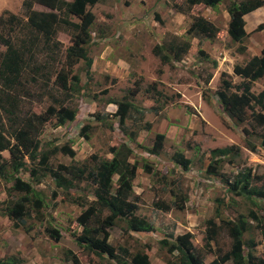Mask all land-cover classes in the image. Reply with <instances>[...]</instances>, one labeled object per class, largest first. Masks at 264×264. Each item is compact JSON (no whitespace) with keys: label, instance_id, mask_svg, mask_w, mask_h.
Segmentation results:
<instances>
[{"label":"rangeland","instance_id":"rangeland-1","mask_svg":"<svg viewBox=\"0 0 264 264\" xmlns=\"http://www.w3.org/2000/svg\"><path fill=\"white\" fill-rule=\"evenodd\" d=\"M183 1L102 0L90 7L95 16L90 27L92 39L87 46L88 55L92 58L91 74L86 75L82 60L73 67V73L79 74L80 84L84 86L80 93L73 96L77 105L76 118L62 126H56L54 120L48 123L40 136L41 150L68 145L73 149L76 161L91 165V155L110 158L112 155L108 153V148L111 145L126 142L132 148L130 161L137 167L133 180V196L137 197L138 204L136 214L144 217L152 225V230L125 233L124 222H120L110 230L109 241L115 246H128L131 252L148 245L145 251L150 264H166L161 259L164 252L158 250L159 239L171 233L178 235L187 231L193 235L192 243L196 251L204 256L205 262H209L215 252H208L205 247L207 220L219 223L223 218L236 219L239 214L246 217L249 225L243 239H254L257 242L254 255L264 258V238L256 221L249 218L250 211L264 217V200H258L256 205L235 196L228 191L220 176L206 173L211 149L236 145L240 147L241 154L234 163H223L221 171L226 174L225 178L233 181L241 167H251L252 174L264 175V148L253 153L244 147L243 128L248 125L235 124L222 111L217 95L220 73L226 72L232 83L239 85L243 78L234 74V65L245 64L253 55L260 54L264 47V29L256 30L258 24L264 23V6L246 15L247 37L240 43L232 41L224 33L228 25L226 7L230 0H220L215 7L198 4L188 14L173 7V4H182ZM21 3L22 0H0V15L7 10L20 20L15 24L0 25V33L15 45L22 39L31 40L33 34H37L26 25V13ZM33 8L46 10L38 4ZM193 15H201L213 22L220 29V36L213 40L204 36L188 37L185 31ZM4 17L7 18L6 15ZM69 18L78 22L74 16ZM73 33L69 27L62 26L58 30L55 40L59 41L60 50L54 55L55 60L49 69L46 67L40 74L25 69L22 90L29 91L31 96L20 92L25 97L22 101L24 109L41 112L51 103L44 90L55 89V71L65 61L64 53L72 42ZM170 35L190 39L194 47L182 61L160 66L152 48ZM33 40L36 41L32 49L34 63L44 65L50 61L52 52L43 44L41 35ZM241 46L245 47L242 53L238 51ZM4 49L5 46L0 43V52ZM199 49L216 61L215 67L210 60H203L198 55ZM159 67L161 74L158 73ZM47 69L52 75L46 87L41 73ZM208 73H212V78L205 84ZM31 77L36 79L33 81ZM136 80L140 81L141 90L131 102L142 110V114L132 110L126 120L127 130L136 132L132 141L119 129L114 113L117 111L116 102L125 100L124 96ZM151 83H156L162 93L159 100L145 92ZM263 88L264 76L252 83L251 91L257 94ZM205 91L207 94L203 97ZM109 99L114 102L108 103ZM147 124L149 127L145 126ZM84 125H89L88 138L80 133ZM157 134H164V138L160 152L154 153L151 149L156 144ZM2 154L8 156L6 151ZM177 155L188 161L186 169L176 164L174 158ZM70 161L69 155L60 152L49 159L54 166L60 163L67 165ZM22 178L31 181L36 189L43 192L47 205L41 209L42 219L35 218L33 214L25 226L15 225L7 216L0 214V258L16 256L25 264H73L65 260L69 250L76 254L81 264H105L97 256L86 253L72 236L73 231H80L75 218L81 208L64 200L62 193L52 198L55 185L49 175L43 177L40 183L31 180L27 171L22 173ZM9 186L10 183L0 179V201L9 198L6 191ZM79 186L81 191L78 192L83 191L89 199H94L93 185L82 182ZM171 191L186 196L184 209L173 207L165 212L156 208L154 202L158 200H174ZM217 207L218 213L215 211ZM48 226L60 231L58 241L47 235L45 228ZM210 243L213 250L220 248L221 252L227 251L231 244L225 231L219 232L216 243Z\"/></svg>","mask_w":264,"mask_h":264},{"label":"trees","instance_id":"trees-1","mask_svg":"<svg viewBox=\"0 0 264 264\" xmlns=\"http://www.w3.org/2000/svg\"><path fill=\"white\" fill-rule=\"evenodd\" d=\"M101 1L22 0L21 5L26 13V25L30 31L37 34H33L31 40L22 39L18 45H15L0 33V43L5 46V49L0 52V179L10 183L6 189L9 198L0 201V214L7 216L18 226H25L27 219L33 214L35 218L42 219L41 209L47 205L44 194L36 189L31 181L24 180L22 173L27 171L29 178L35 183H40L43 177L49 175L55 185L52 198L62 193L64 200L81 208L75 218L80 231H73L72 236L76 244L86 253L97 256L105 261V264H150L149 255L145 251L149 248L148 245L131 252L128 246H115L109 241L110 230L120 222H124L125 233L129 231L144 233L152 230V225L144 217L136 214L138 204L137 197L133 196V180L137 167L130 161L132 148L126 142L111 145L108 153L112 156L107 158L91 155V165L76 161L75 153L68 145L41 150L40 136L48 123L54 120L56 126H62L76 118L77 105L73 102V96L75 93H80L84 86L80 84L79 74L73 73V67L82 60L86 75L91 74L92 58L88 55L87 46L92 39L90 27L95 16L90 7ZM219 2L220 0H184L182 4H173V7L176 11L188 14L195 5L215 7ZM35 4L46 10L34 9ZM263 6L264 0H230L226 7L229 21L224 33L232 41L243 42L247 37L245 15ZM69 16H74L78 22L70 20ZM19 21L17 15L7 10H4L0 16V25H11ZM62 26L71 28L74 33L71 37L72 42L64 53L65 61L55 71L53 80L55 89L44 90L51 103L41 112L24 109L23 93L31 96L29 91L22 90L25 69L29 68L34 74H38L46 67L49 69L55 60L54 55L60 50V43L55 38ZM9 29L11 30L12 26ZM263 29L264 23L256 26L257 31ZM185 33L188 37L204 36L213 40L220 36V29L205 17L193 15ZM38 34L41 35L43 44L49 52H52L49 56L50 61L41 66L35 64L32 57V49L36 42L33 39L37 40ZM193 47L194 44L190 39L170 35L162 43L154 45L152 52L159 58L160 66H164L171 62L182 61ZM238 51L244 52L245 47H239ZM198 55L203 60H210L213 67L216 66V61L210 59L204 50L199 49ZM48 69L45 73H41L44 77L43 85L46 87L52 75ZM233 72L242 77L243 81L239 85H234L229 75L221 72L220 86L217 90L219 104L222 111L235 124L248 125L243 128L244 147L255 153L259 148H264V88L254 94L251 87L253 82L264 76V47L259 55H253L245 64L234 65ZM158 73H162L161 67L158 68ZM211 78L212 73H208L204 83L208 84ZM31 79L34 81L36 78L31 77ZM140 90V81L136 80L133 88L129 89L128 94L124 96L125 100L116 102L117 111L114 113L119 129L132 141L136 137V132L127 130L126 120L132 110L142 114V110L134 107L131 102ZM145 92L155 100L162 97L156 83L149 84ZM206 94V91L203 92V97ZM107 102L114 101L109 99ZM97 118L103 121L105 119ZM145 126L149 127L148 124ZM109 127L112 126L109 125ZM88 128L89 125L81 128V136L88 138ZM163 138L164 134L156 135V144L151 149L152 152H160ZM5 151L8 153L7 157L2 154ZM58 152L69 155L70 163L52 165L49 159ZM240 154V147L236 145L211 149L206 173L220 176L230 193L257 205L258 200H264V175L252 174L251 167H241L235 174L234 180L230 181L221 171L224 162L234 163ZM174 159L177 165L185 169L188 167V161L183 160L181 155H177ZM145 169L149 172L147 165ZM82 182L93 185L94 199H89L83 191L78 192L81 191L79 185ZM171 192L173 201L158 200L154 202V206L165 212L173 207L183 210L186 196L178 191ZM218 210L217 207L216 213ZM249 218L256 221L264 238V217H258L256 213L250 211ZM248 227L246 217L241 214L236 219H220L219 223L208 219L205 247L208 252H215L214 258L209 262H205L204 256L196 251L192 243L193 235L188 231L178 235L171 233L159 239L158 250L161 253L164 252L161 259L166 264H224L228 261L231 264H264L263 257L254 255L253 249L257 242L252 238L243 239V233ZM221 231L226 232L231 243L230 248L225 252H221L220 248L213 250L210 243L217 242ZM45 232L55 241L61 238V233L56 227L48 226ZM245 247L248 248L247 251ZM65 260H70L73 264H81L76 254L69 250L66 252ZM0 264H25V261L16 256H10L0 258Z\"/></svg>","mask_w":264,"mask_h":264},{"label":"crops","instance_id":"crops-1","mask_svg":"<svg viewBox=\"0 0 264 264\" xmlns=\"http://www.w3.org/2000/svg\"><path fill=\"white\" fill-rule=\"evenodd\" d=\"M248 15V14H247ZM1 16V15H0ZM245 18H246V15H245ZM228 21H229V15H228ZM259 55V54H258Z\"/></svg>","mask_w":264,"mask_h":264}]
</instances>
